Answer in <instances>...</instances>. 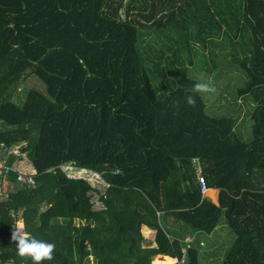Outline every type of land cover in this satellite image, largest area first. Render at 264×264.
<instances>
[{
	"label": "trees",
	"instance_id": "16d2710c",
	"mask_svg": "<svg viewBox=\"0 0 264 264\" xmlns=\"http://www.w3.org/2000/svg\"><path fill=\"white\" fill-rule=\"evenodd\" d=\"M223 56L245 76L235 96L249 140L238 117L209 116L202 94L185 101L190 68L206 58L213 75ZM31 77L44 93L20 92ZM0 142H25L34 170L33 188L8 176L0 264H32L11 239L19 220L55 244L43 264H172L183 249L184 264H203L163 217L207 235L225 224L234 240L221 264H264V0H0Z\"/></svg>",
	"mask_w": 264,
	"mask_h": 264
},
{
	"label": "rangeland",
	"instance_id": "374dc122",
	"mask_svg": "<svg viewBox=\"0 0 264 264\" xmlns=\"http://www.w3.org/2000/svg\"><path fill=\"white\" fill-rule=\"evenodd\" d=\"M125 11V8L122 9V12ZM167 42V41H166ZM168 44V42H167ZM197 47H195L196 49ZM222 48V47H220ZM220 48H215V50H219ZM211 51L213 50L210 48ZM197 50V49H196ZM222 51V50H221ZM198 53V52H197ZM219 56L221 55V52L218 53ZM199 56V55H198ZM218 57L215 61V66H218L215 72H213V75H208L206 71V67L208 66L209 59H206L204 61L197 60L196 61V68L192 69L190 68L189 75L191 79L196 81L197 83H211L215 88L216 91L214 93H204L202 94L203 100L206 103V113L209 116L214 117H238V128L239 132L240 130L243 132V138L246 140H249V138L252 137V131L253 126L250 120H248L245 117L246 114V107L243 106V103L241 102V99H238L236 95V89L243 86L245 81V76L241 75L240 70L237 68V65L230 64L231 66L226 67L224 64L226 62L225 56ZM225 65V67L223 66ZM228 66V65H227ZM153 75H156V72H150V78L151 83L154 87H157V81L154 80ZM218 77H214V76ZM193 76V77H191ZM21 93L26 92L29 89H35L37 91H40L42 93L45 92V88L41 82H39L35 77L29 78L26 82H24L21 85ZM15 99V98H14ZM32 136H35V134H32ZM25 142H20L17 144L21 148L25 146ZM18 169L22 172H28L30 169V164L26 161H20V163L16 164ZM63 171L69 176L74 178H83L85 179L90 185H93L94 183H100L99 177L97 174L81 170L72 166H64ZM198 175L201 174V169L197 170ZM105 189V186L103 189H100L101 192H103ZM208 195V194H207ZM96 201V198L95 200ZM97 204V202H96ZM96 207H99L98 205ZM76 224H78L76 222ZM224 232V231H223ZM144 237L146 235H151V232H144ZM222 235V245L214 247L212 250H207L204 254L206 258H203V264H221L226 250L230 247L231 243L234 240V236L232 233H221ZM149 243H146L145 245H148ZM205 245H201L200 247H204ZM209 249V248H207ZM159 257V256H158ZM161 258V257H160ZM155 260L151 261V264H154ZM174 261V260H173ZM158 261H156V264ZM87 264H95V261L93 258H89L86 262ZM175 263V262H173ZM172 263V264H173Z\"/></svg>",
	"mask_w": 264,
	"mask_h": 264
},
{
	"label": "clouds",
	"instance_id": "9594fccd",
	"mask_svg": "<svg viewBox=\"0 0 264 264\" xmlns=\"http://www.w3.org/2000/svg\"><path fill=\"white\" fill-rule=\"evenodd\" d=\"M184 91L186 103L195 107V94L214 93L216 88L211 83H196L186 87ZM11 239L16 242L17 254L20 257L31 259L32 264H43L44 261H51L54 258L55 244L31 236L25 231L22 223L14 225Z\"/></svg>",
	"mask_w": 264,
	"mask_h": 264
},
{
	"label": "built area",
	"instance_id": "2783aa9c",
	"mask_svg": "<svg viewBox=\"0 0 264 264\" xmlns=\"http://www.w3.org/2000/svg\"><path fill=\"white\" fill-rule=\"evenodd\" d=\"M20 161L28 160L21 152V147L18 145H7L4 142H0V205L7 201L8 199V176L13 173L15 174L16 183L20 185L27 186V188H33L34 179L33 174L34 170L31 165L28 172H22L18 169L17 165ZM200 190L203 195H207L209 189L206 177L202 174L198 175ZM10 217L13 219L14 214L11 213ZM22 223V221H16L15 224ZM23 224V223H22ZM14 227L11 230L13 233ZM188 242H190L188 240ZM186 250H182V256L179 260H176L177 264L186 263Z\"/></svg>",
	"mask_w": 264,
	"mask_h": 264
},
{
	"label": "crops",
	"instance_id": "0c3cea01",
	"mask_svg": "<svg viewBox=\"0 0 264 264\" xmlns=\"http://www.w3.org/2000/svg\"><path fill=\"white\" fill-rule=\"evenodd\" d=\"M99 177V176H98ZM100 180V177H99ZM102 183V181L100 180V184ZM106 188V186H105ZM212 191H217L216 197L215 198H211L212 201L218 205L219 204V190H215V189H210ZM3 204V203H2ZM161 222L163 224V226L167 227L169 230H172V235L174 238H178L180 241L186 243L189 241H191V243L195 244L197 246L198 245H205L203 248L200 247V250L205 253L207 250H212L214 249V247H218L220 246L219 244L222 245V235L221 233H231L230 230L227 228V226L225 224L220 225L215 232H213L210 235L207 234H203V233H193L191 229H189L187 226H184L182 223L177 222L175 219H173L172 217H163L161 218ZM224 231V232H223ZM144 232H151V235H146V238H150L152 239L153 236V232L151 230H149L147 227H143V233ZM149 245L150 247H155V243L150 242L149 240ZM209 248V249H207ZM205 255V254H204ZM155 258L154 260V264H156V261H158V264H163V257H168V256H160ZM161 257V258H160ZM170 258V257H168ZM206 258V257H205ZM173 259V258H171ZM174 261H176V259H173Z\"/></svg>",
	"mask_w": 264,
	"mask_h": 264
},
{
	"label": "water",
	"instance_id": "95a60500",
	"mask_svg": "<svg viewBox=\"0 0 264 264\" xmlns=\"http://www.w3.org/2000/svg\"><path fill=\"white\" fill-rule=\"evenodd\" d=\"M157 257H158L157 255H153V256L151 257V259L154 260V259L157 258Z\"/></svg>",
	"mask_w": 264,
	"mask_h": 264
},
{
	"label": "bare ground",
	"instance_id": "6f19581e",
	"mask_svg": "<svg viewBox=\"0 0 264 264\" xmlns=\"http://www.w3.org/2000/svg\"><path fill=\"white\" fill-rule=\"evenodd\" d=\"M209 191H210V190H209ZM209 191H208V192H209ZM207 194H208V193H207Z\"/></svg>",
	"mask_w": 264,
	"mask_h": 264
}]
</instances>
